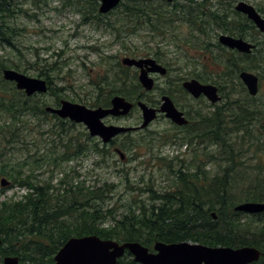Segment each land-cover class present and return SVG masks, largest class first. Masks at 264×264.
I'll return each instance as SVG.
<instances>
[{"label": "trees", "instance_id": "1", "mask_svg": "<svg viewBox=\"0 0 264 264\" xmlns=\"http://www.w3.org/2000/svg\"><path fill=\"white\" fill-rule=\"evenodd\" d=\"M234 1L217 0L212 4L209 0H185L169 9L156 0H123L111 11L116 14L114 20L110 18L105 21V15L98 10L100 0H64L65 5L83 14L84 21L89 18L97 26L102 23L109 26L116 32V39L124 34H137L141 29L163 34L173 28L172 23L176 20L187 22L202 34V38L197 36L192 43L202 50V54L197 58V63H193L192 69L178 75V89L188 96L181 82L197 78L217 84L222 100L219 103L207 102V111L200 109L193 115L179 104L174 93L166 89L163 91L171 95L190 118L189 124L182 127L173 123L175 131L163 144L189 145L193 157L189 162L179 155L171 158L170 162L175 159L179 161L176 167L172 163L168 165L173 178L171 188L162 192L149 188L151 195L148 200L135 199L134 204H129L118 215L116 207L104 209L103 206L106 199L111 198V184L86 187L83 182L69 184L70 180L63 179L60 187L56 188L50 181L40 182L33 174L23 176L21 170L10 172L2 167L0 174L11 178L10 185L3 187L2 191L19 185L26 189V193L18 199L0 200V236L3 241L0 262L8 255H17L22 264H51L59 249L71 237L98 235L119 242L139 241L151 251L157 241L172 243L191 240L209 246H255L262 251V255L251 264H264V212L250 214L235 210V206L243 201H264V164L258 163L254 171H249V164L243 158L245 152H264V126L256 124L264 118V104L255 102L257 97L248 93L239 77L242 70L255 71L260 81L264 77L260 70H264V55L257 65L254 59L255 52H259L263 47L261 45H264V37H260L264 33L246 15L233 9ZM229 8L234 10V21L240 23L239 30H236V25L230 26ZM257 9L264 12L262 6ZM0 14V45L15 46V39L22 31L15 21L20 16L34 14L27 8L25 0L0 1ZM215 28L250 37L260 46L255 47L251 54L228 49L218 40L212 42L209 34ZM163 53L158 48L147 51V55L153 54L158 61L165 63ZM131 55L138 57L142 54L133 51ZM25 60L32 68H40L34 75L46 78L49 90L45 94L27 96L14 82L5 80L2 74L4 68L27 73L29 67L24 65L21 58L8 63L5 56L0 54V114L4 112L10 118L5 126L11 135L16 134V125L23 124L25 116L32 115L46 122L56 119L58 122L53 124L55 128L52 131L60 138L63 134L66 137L61 141L64 148L48 160L54 165L87 156L90 150L103 155L110 154V150L97 142L88 144L87 141L92 140L88 131H77L78 134L68 136L69 127L76 126V123L46 111L47 105H59L61 99L67 98L90 107H107L117 94L129 100L145 99L151 104L159 103L142 90L138 70L123 65L119 60L111 64L109 71L106 70L96 82V99L83 97L69 85L56 84L55 68L40 67L38 61ZM67 90L70 92L67 93ZM46 95L54 98L48 100ZM125 136V143H120L122 149L137 146L135 139H130V132ZM209 164H212V168H208ZM241 172L247 173L249 182L244 181V186H236V176ZM64 184H69V187L64 188ZM61 186L63 192H52L53 189L59 191ZM107 218L111 222L108 225ZM116 264L140 263L127 250Z\"/></svg>", "mask_w": 264, "mask_h": 264}, {"label": "rangeland", "instance_id": "2", "mask_svg": "<svg viewBox=\"0 0 264 264\" xmlns=\"http://www.w3.org/2000/svg\"><path fill=\"white\" fill-rule=\"evenodd\" d=\"M25 1L27 8L34 15H23L15 21L22 29L21 35L15 39V46L0 45V54L5 56L8 63L21 58L24 65L29 67L27 74L37 76L34 74L40 68H32L25 59L29 62L38 61L40 67L55 68L58 71L59 74L52 70L55 76L54 81L59 86L69 85L83 97L96 99L94 97L98 94L96 82L111 64L118 60L121 62L125 56H132L133 51L142 54L138 57L155 58L153 54L147 55V51L158 48L164 52L162 55L165 63H161L169 68L166 75L152 74L157 88L152 91L142 89L150 95L151 99L159 101L154 104L147 103L159 107L161 96L168 94L163 92L166 89L174 93L179 104H182L191 114L195 115V112L200 109L207 111L206 105L207 102L209 103L207 98L203 97L204 100L200 101L199 99L192 100L188 98V96L191 97L190 95L187 96L178 89L180 74L192 69L195 65L193 63H197V58L202 54V50L192 45L198 38L197 36L201 37L202 34L200 35L187 22L176 20L172 23L173 28L170 31H164L163 34L141 29L137 34H124L120 39H116V32L113 29L104 23L97 26L89 18L84 21L83 14L76 8L65 5L64 0ZM209 1L212 4L217 3V0ZM238 1L240 0H235L234 4ZM244 1L253 4L256 8L259 6L264 8V0ZM179 2L184 3L185 0H179ZM262 14L264 16V12ZM115 16V13L105 14L103 19L105 21L110 18L114 20ZM222 32L220 28H215L210 32L209 36L212 37L213 43L218 40ZM263 35L260 37L263 38ZM249 40H251L250 37ZM254 43L257 45L256 42ZM261 46L263 47L259 49V52H255L256 65L264 55V45ZM260 70L264 73L263 69ZM69 92L70 90H67V93ZM256 97L255 102L258 105L264 104V77L260 81V91ZM45 98L51 100L54 97L46 95ZM75 102L81 103L80 101ZM112 119L114 117L107 116L104 122L116 123ZM263 120L264 118L258 121L257 126L262 124ZM9 121L10 118L4 112L0 114V170L2 167L10 172L21 170L23 176L33 174L40 182L50 181L56 188L60 187L63 179L70 180L69 184L83 182L86 187L111 184L113 187L109 194L111 198L106 199L103 206L104 209L116 207L117 215L128 208V205L135 199L148 200L151 195L149 188L157 192L171 188L173 178L168 165L171 163L175 167L179 165L176 159L170 162L171 158L179 155L180 158L189 162L193 157L189 145L163 144L171 138V134L175 131L172 121L163 114H160L147 128L131 133L130 139H135L137 146L128 150L123 149L125 158L114 152L109 144H104L100 137L91 136L92 140L87 141L88 144L97 142L101 147L110 150V154L103 155L90 150L87 156L69 161L59 160L60 162L56 165L48 160L64 148L61 146V141L66 137L63 134L60 138L52 131L55 128L53 124L58 122L56 119L46 122L32 115L25 116L24 123L16 125L18 130L14 135L7 132L8 127L5 125ZM141 122L142 112L138 106H135L130 114L120 120V123L130 126L139 125ZM69 130L68 136L73 133L78 134L77 131H88L83 123H76V126L69 127ZM200 147H197L198 152H201ZM211 147L215 148V146ZM162 157H167V159ZM243 158L246 159V164H249V171H254L258 163L264 164V152L257 154L245 152ZM208 168H212V164H209ZM246 174L241 172L236 176L238 179L236 186H244V181L249 182ZM4 178L9 183L2 186L1 179ZM10 182V177L0 174V200L12 197L18 199L26 193V189L19 185L2 191L3 187L10 185ZM69 184L62 186L67 188ZM62 186L59 191L53 189L52 192H63ZM70 219L73 220L72 217ZM110 223V218H107L106 225Z\"/></svg>", "mask_w": 264, "mask_h": 264}, {"label": "water", "instance_id": "3", "mask_svg": "<svg viewBox=\"0 0 264 264\" xmlns=\"http://www.w3.org/2000/svg\"><path fill=\"white\" fill-rule=\"evenodd\" d=\"M2 1V0H0ZM123 0H100L99 11L106 14L116 8ZM173 1V0H169ZM236 10L246 15L261 31L264 32V16L253 4L240 0L236 4ZM2 18L0 14V26ZM219 41L232 49L242 53L251 54L256 47L244 37H235L230 34H221ZM122 64L138 69V80L146 91L155 88L156 80L152 74L166 75L168 68L154 57L125 56ZM3 78L14 82L19 90H23L27 96L47 93L49 84L46 78L31 76L15 68H4ZM239 77L246 86L251 96H256L260 91V77L251 70H242ZM183 87L194 98L205 96L211 103H219L222 96L219 86L211 82H203L197 78L186 79ZM138 106L142 112V122L135 126H123L107 124L104 118L107 116H125ZM46 111L56 114L62 119H68L75 123H83L91 136L100 137L104 144L109 143L114 137L123 132L141 130L147 128L159 114H164L174 124L187 125L190 120L186 117L169 94L161 96V104L154 107L145 100L140 99L136 103L125 96L117 94L111 98L110 106L90 107L86 104L69 99H61L59 105H47ZM264 126V120L262 122ZM121 156L124 154L119 150ZM9 181L1 179V185L5 186ZM235 210L255 214L264 212V201H243L235 206ZM215 216V215H214ZM0 236V249L2 246ZM129 251L136 262L140 264H251L260 259L262 251L255 246H209L206 244L184 240L167 243L157 241L154 250L139 241L119 242L113 239H104L98 235H84L71 237L57 252L54 262L51 264H116L126 251ZM0 264H22L17 255L4 257Z\"/></svg>", "mask_w": 264, "mask_h": 264}, {"label": "flooded vegetation", "instance_id": "4", "mask_svg": "<svg viewBox=\"0 0 264 264\" xmlns=\"http://www.w3.org/2000/svg\"><path fill=\"white\" fill-rule=\"evenodd\" d=\"M157 1H159V2H161V3H163V5H165L166 7H168L169 9L171 8V7H173V5H175V3H177V2H179V0H173V1H169V0H157ZM122 2V1H121ZM120 5V4H119ZM118 5V6H119ZM117 6V7H118ZM116 7V8H117ZM236 4H234V6H233V9L235 10V11H237L236 10ZM228 8V7H227ZM232 8H229L228 10H227V13H228V20H229V22H230V26H233V25H236L235 27H236V30H239V28H240V23L238 22H236V21H234V19H233V16H235V14H234V10H233ZM98 10H99V8H98ZM113 10H115V8L113 9ZM113 10H111V11H113ZM111 11L110 12H108V13H106V14H112L111 13ZM100 12V11H99ZM237 12H239V13H241V14H243L242 12H240V11H237ZM101 13V12H100ZM101 14H103V13H101ZM105 15V14H104ZM159 16L161 17V13L159 14ZM256 26V25H255ZM257 27V26H256ZM258 29V28H257ZM223 32L221 33V34H230V35H232V36H235V37H242V36H239V35H237L236 33H230L229 31H224L223 29H221ZM259 30V29H258ZM260 31V30H259ZM262 33H264V32H262ZM220 34V35H221ZM219 35V36H220ZM245 39H247V40H249V38H246V37H244ZM218 41H219V37H218ZM249 41H251V42H253L252 40H249ZM220 42V41H219ZM221 43V42H220ZM222 44V43H221ZM223 45V44H222ZM224 46V45H223ZM225 47H227V46H225ZM256 47H257V45H256ZM228 49H232V48H229V47H227ZM232 50H237V49H232ZM238 51V50H237ZM238 52H240V51H238ZM242 53V52H241ZM132 57V56H131ZM136 58H139V57H136ZM167 67V66H166ZM135 68V67H134ZM168 68V67H167ZM137 69V68H136ZM138 70V69H137ZM155 74H157V73H155ZM186 80V79H185ZM183 82H184V80L181 82L182 83V87H183ZM183 89H184V87H183ZM185 90V89H184ZM185 92H187L191 97H193L187 90H185ZM171 96V95H170ZM172 97V96H171ZM203 97H205V96H200L199 98H194V99H203ZM173 98V97H172ZM206 98V97H205ZM175 101V100H174ZM136 103V102H135ZM176 103V102H175ZM111 105V104H110ZM176 105L179 107V105L176 103ZM181 110H183L184 111V113H185V115H186V117L190 120V118H189V116H188V114H187V112H186V110H184V109H182L181 108V106L179 107ZM160 115V114H159ZM164 115V114H163ZM125 116H127V115H125ZM125 116H112V115H110V117H114V119H112L113 121H115L116 123H113V122H110V124H116V125H123V126H130V125H124V124H122V123H120V120L121 119H124V117ZM189 124V123H188ZM187 124V125H188ZM177 125V124H176ZM177 126H179V127H182V126H185V125H182V126H180V125H177ZM135 131H139V130H131V131H128V132H130V133H133V132H135ZM128 132H123V133H120L119 135H117L116 137H114L109 143H107V144H109L110 145V147L112 148V149H114L113 151L114 152H117L119 155H121V153L119 152V150H121L122 151V153L124 154V157H122V158H125V153L123 152V149L121 148V146H120V143L121 144H123V143H125V141H126V134L128 133ZM119 139H122L121 141H119Z\"/></svg>", "mask_w": 264, "mask_h": 264}, {"label": "bare ground", "instance_id": "5", "mask_svg": "<svg viewBox=\"0 0 264 264\" xmlns=\"http://www.w3.org/2000/svg\"><path fill=\"white\" fill-rule=\"evenodd\" d=\"M39 94V93H38Z\"/></svg>", "mask_w": 264, "mask_h": 264}]
</instances>
